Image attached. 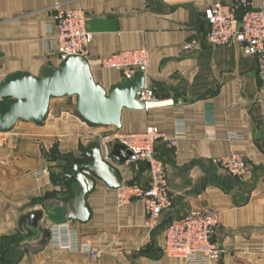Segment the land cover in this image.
Returning <instances> with one entry per match:
<instances>
[{
  "label": "crops",
  "instance_id": "1",
  "mask_svg": "<svg viewBox=\"0 0 264 264\" xmlns=\"http://www.w3.org/2000/svg\"><path fill=\"white\" fill-rule=\"evenodd\" d=\"M218 2L244 9L243 0H0V82L14 72L39 75L44 66L60 64L59 5L86 13L91 58L147 48L145 85L154 91L145 110H123L116 132L67 112L64 98L52 99L43 123L19 122L9 131L0 147V264H91L89 247L103 252L102 264H178L162 252L165 228L204 206L220 213L214 240L223 255L215 264H264V84L256 57L239 44L206 43L205 10ZM192 40L200 44L186 49ZM92 72L106 89L124 79L115 68L92 66ZM149 127L164 135L155 151L165 163L172 197L159 222L147 224L142 199L119 207L118 189L100 179L87 196L89 220H66L60 180L65 164L60 159L52 167L48 160L55 143L80 158L82 131L100 132L78 148L102 134L114 132L110 141ZM234 152L249 166L243 178L214 162ZM110 163L125 183L151 180L144 162ZM44 167L50 174H41ZM40 211L39 226L50 232L46 243L44 232L27 220Z\"/></svg>",
  "mask_w": 264,
  "mask_h": 264
},
{
  "label": "built area",
  "instance_id": "2",
  "mask_svg": "<svg viewBox=\"0 0 264 264\" xmlns=\"http://www.w3.org/2000/svg\"><path fill=\"white\" fill-rule=\"evenodd\" d=\"M173 1V0H167ZM244 9L239 12L237 4L218 2L205 10L208 26L205 41L211 46L237 43L242 51L256 57L258 74L264 84V0L261 6L254 7L243 0ZM55 26L59 53L75 54L85 57L91 66L115 68L124 78L132 79L139 71L145 72L150 63L147 48H137L116 52L107 57L91 58L93 34L87 27L86 13L79 8L65 9L55 6ZM198 40L185 44V48L199 45ZM139 101L147 107L154 102V91L147 85L137 93ZM9 132L0 131V147L5 146ZM164 135L156 128L149 127L143 132L120 134L113 140L102 139L103 158L110 162L112 146L116 142L124 144L137 161L148 165L150 182L129 184L123 182L118 188V206L122 207L133 199H142L145 204L147 224L155 226L162 213L172 206V197L167 185L164 161L156 155V144ZM175 144V140L170 141ZM237 178H243L249 166L242 153L234 152L214 160ZM41 174H50L44 167ZM220 223V213L204 206L185 216L171 221L165 228L162 252L178 259V264H212L221 259L223 249L214 240V233ZM91 264H102L103 252L96 247L87 249Z\"/></svg>",
  "mask_w": 264,
  "mask_h": 264
},
{
  "label": "water",
  "instance_id": "3",
  "mask_svg": "<svg viewBox=\"0 0 264 264\" xmlns=\"http://www.w3.org/2000/svg\"><path fill=\"white\" fill-rule=\"evenodd\" d=\"M59 65L44 66L39 75L18 71L5 76L0 82V131L9 132L19 122L43 123L54 98L75 99L78 116L93 126L122 127L124 109L145 110L146 102L137 99V93L145 86V73L139 71L132 79L124 78L109 89L95 80L89 61L80 55L61 53ZM178 100H175L177 102ZM106 133L80 147L81 157L61 154L68 163L64 179L75 181L73 196L64 205L65 219L86 222L90 218L87 196L97 179L109 187L118 189L123 185L119 170L103 158L102 139L113 135ZM111 156L120 163L136 160L124 144L116 142ZM44 212L31 214L27 220L34 229L49 239V230L39 226Z\"/></svg>",
  "mask_w": 264,
  "mask_h": 264
},
{
  "label": "rangeland",
  "instance_id": "4",
  "mask_svg": "<svg viewBox=\"0 0 264 264\" xmlns=\"http://www.w3.org/2000/svg\"><path fill=\"white\" fill-rule=\"evenodd\" d=\"M57 6H59V5H57ZM61 7V6H60ZM61 8H64V7H61ZM65 9H70V8H65ZM64 103H65V106L68 108V109H70V110H68L67 112H69V113H71L70 111H73L74 113H76L77 114V111H76V107H75V99L74 98H72V99H69V98H67V97H64ZM56 102V101H55ZM70 102V103H69ZM66 108V109H67ZM78 115V114H77ZM96 128V127H95ZM98 132H100V131H97L96 129H90L88 132H81L80 134H79V142H78V147H79V145H81L82 144V142H86V141H89V140H92V139H94L96 136H97V134H98ZM59 145H60V142H56L55 143V145H54V147H53V149L50 151V153L48 154L49 155V158H48V160L50 161V163H51V166L52 167H55L56 166V164H55V161H59L60 159H57V157H56V153L57 152H60V153H66V154H68V152H69V150H59ZM3 147V146H2ZM76 148V149H78V151H80V148ZM64 164H65V162H64ZM42 170V169H41ZM118 199V198H117ZM219 261V260H218ZM217 261V262H218ZM216 263V262H215ZM215 263H212V264H215Z\"/></svg>",
  "mask_w": 264,
  "mask_h": 264
},
{
  "label": "trees",
  "instance_id": "5",
  "mask_svg": "<svg viewBox=\"0 0 264 264\" xmlns=\"http://www.w3.org/2000/svg\"><path fill=\"white\" fill-rule=\"evenodd\" d=\"M61 155V153L60 152H57L56 153V157H57V159H60V156ZM65 162V161H64ZM68 168V163L67 162H65V165H64V174L66 173V169ZM64 174H62L61 175V178H60V180H61V183H62V186L64 187V189H65V191H64V193H65V199H66V202L69 200V199H71L72 198V196H73V193H72V190H73V188H74V186H75V181L74 180H71V179H64L62 176L64 175ZM129 184H134V181H132V182H129Z\"/></svg>",
  "mask_w": 264,
  "mask_h": 264
}]
</instances>
